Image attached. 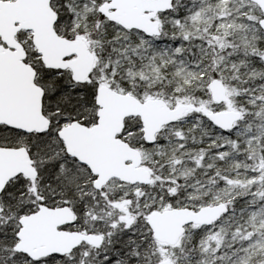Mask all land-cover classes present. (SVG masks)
<instances>
[{"label": "snow or ice", "instance_id": "6c2138e0", "mask_svg": "<svg viewBox=\"0 0 264 264\" xmlns=\"http://www.w3.org/2000/svg\"><path fill=\"white\" fill-rule=\"evenodd\" d=\"M0 264H264V0H0Z\"/></svg>", "mask_w": 264, "mask_h": 264}]
</instances>
